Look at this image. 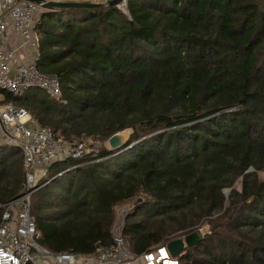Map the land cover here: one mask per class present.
<instances>
[{
  "label": "trees",
  "instance_id": "16d2710c",
  "mask_svg": "<svg viewBox=\"0 0 264 264\" xmlns=\"http://www.w3.org/2000/svg\"><path fill=\"white\" fill-rule=\"evenodd\" d=\"M35 31V66L60 99L39 88L5 99L66 141L98 142L53 162L31 195L38 243L90 255L110 241L113 207L141 194L123 218L132 252L205 219L180 264H264V0L55 8ZM125 128L122 147L104 145ZM18 153L0 145V205L21 191Z\"/></svg>",
  "mask_w": 264,
  "mask_h": 264
},
{
  "label": "built area",
  "instance_id": "2783aa9c",
  "mask_svg": "<svg viewBox=\"0 0 264 264\" xmlns=\"http://www.w3.org/2000/svg\"><path fill=\"white\" fill-rule=\"evenodd\" d=\"M115 6L125 13V0ZM42 11L29 0H0V145L18 148L23 176L19 194L0 205V264H180L182 250L172 256L166 243L132 252L121 232V222L112 226L109 243L97 242L87 256L72 251L52 252L38 243L39 232L29 213L31 195L47 183L45 178L53 162L80 160L89 153L80 141L56 136L49 127L39 125L25 108L5 99V94L19 97L29 88H39L51 99H60L56 78L35 66V23Z\"/></svg>",
  "mask_w": 264,
  "mask_h": 264
},
{
  "label": "water",
  "instance_id": "95a60500",
  "mask_svg": "<svg viewBox=\"0 0 264 264\" xmlns=\"http://www.w3.org/2000/svg\"><path fill=\"white\" fill-rule=\"evenodd\" d=\"M31 2H34L38 4L40 7H42L44 10L48 9H55V8H63V7H94L98 5V2H42L41 0H29ZM121 0H106L105 3L107 5H117ZM128 130L130 134V129L125 128L120 131H117L113 134H111L107 139L106 143L109 149H118L123 146V144L126 142L128 136L123 137L120 132L123 130ZM200 239V236L197 232H191L183 237H176L168 242H166V248L168 252L172 256H176L177 253H179L181 250H183L186 247H189L196 243Z\"/></svg>",
  "mask_w": 264,
  "mask_h": 264
},
{
  "label": "rangeland",
  "instance_id": "374dc122",
  "mask_svg": "<svg viewBox=\"0 0 264 264\" xmlns=\"http://www.w3.org/2000/svg\"><path fill=\"white\" fill-rule=\"evenodd\" d=\"M97 2L98 3H103V1H97ZM128 133H129V131L127 129L123 130L122 132H120V134L123 137L128 136L129 135ZM80 142L83 144V147H84L85 151H87V152H90L92 148H96L97 145H98L97 141H94L93 139L88 138V137H83L80 140ZM104 145L108 148L106 140L104 141ZM127 149H129V148H127ZM249 171H250V169H249ZM257 177L260 178V179H264V171L258 172L257 173ZM235 187H238V183L235 184ZM222 192L224 193V195H227L228 194V189L224 188V189H222ZM140 196H141V194L137 195L135 198L129 200L126 203H123L121 205H117V206L113 207V215H114V223H113V225L115 223L121 222V225L123 227V223H124L123 218H125L124 217L125 214H127V211L130 210L134 206V203L140 199ZM123 209H124V211H123ZM207 230H208V224L206 223L205 219H202V220H199V222L195 225L194 230L192 232H196L197 231V232H199V235L201 234V236H202L204 234V232H206Z\"/></svg>",
  "mask_w": 264,
  "mask_h": 264
}]
</instances>
